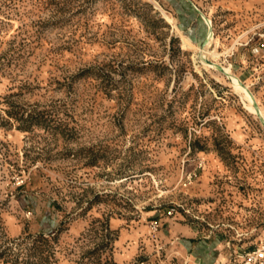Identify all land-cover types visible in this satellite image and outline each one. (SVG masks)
Instances as JSON below:
<instances>
[{"label": "rangeland", "instance_id": "rangeland-1", "mask_svg": "<svg viewBox=\"0 0 264 264\" xmlns=\"http://www.w3.org/2000/svg\"><path fill=\"white\" fill-rule=\"evenodd\" d=\"M192 1L227 76L183 47L209 32L187 0H0V264H240L261 243L264 0Z\"/></svg>", "mask_w": 264, "mask_h": 264}, {"label": "bare ground", "instance_id": "bare-ground-1", "mask_svg": "<svg viewBox=\"0 0 264 264\" xmlns=\"http://www.w3.org/2000/svg\"><path fill=\"white\" fill-rule=\"evenodd\" d=\"M168 18L170 20H173V18H171L170 16H168ZM178 35L179 37L181 38V41H182V45L184 48H189V47H195V48H199L200 50V57L205 61V63H207L209 66H211L212 68H215V69H218V67L215 65V64H210L208 63L206 60L207 59H210L209 55H210V46L211 44L214 42L215 40V36L213 35V30L212 32L209 33V36H208V40H207V43L204 47H197L193 41L187 36L185 35L181 30L178 31ZM211 60V59H210ZM218 63V62H216ZM219 64V63H218ZM225 69V71L227 73L230 72L229 68L228 67H223ZM232 79V78H231ZM233 83L235 85V87L244 95L246 96L247 99L250 100L251 104L252 105H255L256 104V100H255V97L254 95H251L250 91H249V87L245 84H243V82L235 77L233 78ZM248 106V105H247ZM249 107V106H248ZM250 109L251 111H253L255 114L259 115L260 117H262L264 119V109L263 108H257L255 106H250Z\"/></svg>", "mask_w": 264, "mask_h": 264}, {"label": "built area", "instance_id": "built-area-1", "mask_svg": "<svg viewBox=\"0 0 264 264\" xmlns=\"http://www.w3.org/2000/svg\"><path fill=\"white\" fill-rule=\"evenodd\" d=\"M152 228L157 230V224L152 223ZM240 264H264V233L259 245L241 255Z\"/></svg>", "mask_w": 264, "mask_h": 264}, {"label": "water", "instance_id": "water-1", "mask_svg": "<svg viewBox=\"0 0 264 264\" xmlns=\"http://www.w3.org/2000/svg\"><path fill=\"white\" fill-rule=\"evenodd\" d=\"M188 2H190V4L198 11V13L199 14H201V16L203 17V19L205 20V22H206V24H207V26H208V30H209V32H208V35H207V37H206V39L204 40V42L202 43V47H204L205 45H206V43H207V40H208V36H209V33L210 32H212V26H213V23H212V20L208 17V16H206L201 10H200V8L192 1V0H187ZM208 63H210V64H215L217 67H218V69L223 73V74H225L226 76L228 75V73L225 71V69L223 68V66L221 65V64H218V63H216V62H213L212 60H210V59H207L206 60ZM256 106H258V104L256 103ZM260 118H262V117H260ZM263 122H264V120H263Z\"/></svg>", "mask_w": 264, "mask_h": 264}, {"label": "crops", "instance_id": "crops-1", "mask_svg": "<svg viewBox=\"0 0 264 264\" xmlns=\"http://www.w3.org/2000/svg\"><path fill=\"white\" fill-rule=\"evenodd\" d=\"M193 253L197 254V251H195V249L193 250ZM208 254V252L204 251V254H200L199 258L203 261L206 259V255Z\"/></svg>", "mask_w": 264, "mask_h": 264}]
</instances>
